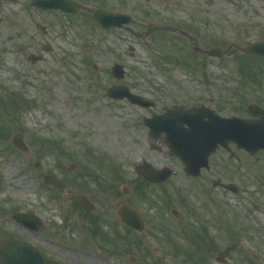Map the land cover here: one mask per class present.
I'll use <instances>...</instances> for the list:
<instances>
[{"label":"rangeland","instance_id":"obj_1","mask_svg":"<svg viewBox=\"0 0 264 264\" xmlns=\"http://www.w3.org/2000/svg\"><path fill=\"white\" fill-rule=\"evenodd\" d=\"M31 1L0 0V122L5 125L0 242H30L62 264H95L72 259L69 251L110 264H264V151L252 155L235 144L230 151L219 148L210 156V168L194 178L171 154L165 134L154 139L144 124V118L175 106L204 105L222 116L246 117L251 104L263 101L264 59L233 55L240 54L234 49L222 58L193 49L264 41V0H78L132 16L130 24L111 29L88 12L42 10ZM21 15L37 20L28 55L18 48L25 40L15 37L21 28L12 26ZM148 24L177 31L143 38L129 30L144 33ZM115 63L125 70L121 80L112 74ZM114 84L155 106L108 97ZM95 103L103 109H92ZM107 120L114 122L109 126ZM109 129L114 136L106 141L99 134ZM17 133L28 152L12 144ZM39 138L48 147L40 150ZM146 162L174 173L163 184H148L135 171ZM47 174L57 187L43 182ZM214 182L239 190L214 187ZM23 188L31 191L23 195ZM83 193L103 215L101 230L108 240L93 234L90 219L75 205L76 195ZM124 202L141 213L143 233L129 232L118 220L116 209ZM13 213H33L43 225L32 231L12 219ZM202 229L206 239L195 248ZM114 230L124 236L115 249ZM195 249L201 250L202 262L192 255Z\"/></svg>","mask_w":264,"mask_h":264},{"label":"water","instance_id":"obj_2","mask_svg":"<svg viewBox=\"0 0 264 264\" xmlns=\"http://www.w3.org/2000/svg\"><path fill=\"white\" fill-rule=\"evenodd\" d=\"M36 6L48 10L60 8L65 12L78 13L85 10L103 26L107 28L123 26L132 22L129 15L110 13L96 8L86 7L75 0H33ZM160 29L155 25H149L145 35ZM140 35L139 33L137 34ZM229 51V50H228ZM226 51V52H228ZM245 52L257 54L264 57V43L250 44L244 49ZM225 51L219 47L207 51L212 56H222ZM114 75L118 79L123 78V66L115 64ZM113 98L127 97L132 103L142 106H150L149 100H144L141 96L132 94L126 86H114L109 94ZM263 113L258 107L252 108V114ZM204 116L209 120L205 121ZM154 138L166 133L168 145L172 149V154L179 157L185 164V171L192 176L200 175L203 167L209 168V157L220 146L229 150V143H236L239 148H244L254 154L259 149H264V118L261 121L251 119H241L237 117L222 118L213 110L202 109H176L163 116H156L151 120H146ZM188 127H184V125ZM12 142L22 151H27L28 147L22 139L21 134L12 137ZM138 172L149 182H164L173 173L170 168L153 170L149 164L141 167ZM44 181L53 186L56 185L52 176H46ZM216 185V184H215ZM231 188L230 186H227ZM234 190H237L234 188ZM126 192H128L126 190ZM77 199L87 210H95L87 196L78 195ZM120 220L130 228L143 231L144 221L140 214L130 205L124 204L117 209ZM15 219L23 224L29 225L35 230H39L41 222L30 220L33 217L25 214H17ZM0 264H59L57 261L49 260L46 256L27 242L12 240L7 244L0 243Z\"/></svg>","mask_w":264,"mask_h":264},{"label":"bare ground","instance_id":"obj_3","mask_svg":"<svg viewBox=\"0 0 264 264\" xmlns=\"http://www.w3.org/2000/svg\"><path fill=\"white\" fill-rule=\"evenodd\" d=\"M164 1L169 2V0H164ZM35 23H37V20H34L32 18L31 19L27 18L25 15H21L20 19L18 21H15L14 25H12V26L21 28V31L19 33L15 34V37H18L22 40H25V43L23 42L22 44H20V42H19V47H18V48H21L22 54H24V55H28L31 52V48H32L33 43H34L33 42L34 37L32 34V30H33V27L35 26ZM11 28H13V27H11ZM3 43H4L3 39L0 38V45H3ZM92 109L98 111L100 109H103V106L100 105L99 103H95V104H93ZM112 122H114V121L113 120H107L106 124L110 126ZM125 134L128 135V131H125ZM134 135H135V133H134ZM99 136H101L106 141H110L112 139V137L114 136L113 135V129L105 130V131L101 132L99 134ZM130 140L135 141V138L133 136H131ZM126 143H129V141H126ZM23 189H24L22 191L23 195H25L26 191H31L30 188H27V189L23 188ZM263 220H264V216H263ZM29 237L32 238L30 235H29ZM68 255L72 259L89 260L91 263H95V264H110L109 262H105L103 260L93 258L91 256L89 257V256H86L83 254L79 255L76 251L75 252L69 251Z\"/></svg>","mask_w":264,"mask_h":264},{"label":"flooded vegetation","instance_id":"obj_4","mask_svg":"<svg viewBox=\"0 0 264 264\" xmlns=\"http://www.w3.org/2000/svg\"><path fill=\"white\" fill-rule=\"evenodd\" d=\"M257 104H259V105H263L264 104V99H263V101H261V102H257ZM94 202H95V200H93Z\"/></svg>","mask_w":264,"mask_h":264},{"label":"trees","instance_id":"obj_5","mask_svg":"<svg viewBox=\"0 0 264 264\" xmlns=\"http://www.w3.org/2000/svg\"><path fill=\"white\" fill-rule=\"evenodd\" d=\"M4 128V126H2ZM49 142H44L43 143V147H46V145L48 144ZM117 239V238H116Z\"/></svg>","mask_w":264,"mask_h":264}]
</instances>
